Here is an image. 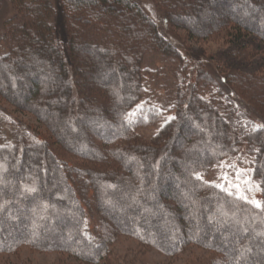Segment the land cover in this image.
Here are the masks:
<instances>
[{
  "label": "trees",
  "instance_id": "obj_1",
  "mask_svg": "<svg viewBox=\"0 0 264 264\" xmlns=\"http://www.w3.org/2000/svg\"><path fill=\"white\" fill-rule=\"evenodd\" d=\"M60 1V21L50 0L7 2L14 14L0 38V98L47 136L21 129L0 108V255L28 247L117 264L111 247L125 236L164 258L138 264H169L191 249L207 256L184 264H264V76L230 69L216 79L207 64L179 60L168 109L146 104V56L179 55L160 24L133 0ZM153 1L163 23L191 38H246L239 50L264 40V0ZM247 8H255L249 16ZM188 12L203 24L187 25ZM241 100L254 109L241 112ZM154 125L151 137L139 133ZM232 160L246 165L256 201L208 179ZM88 191L97 239L85 227Z\"/></svg>",
  "mask_w": 264,
  "mask_h": 264
},
{
  "label": "rangeland",
  "instance_id": "obj_2",
  "mask_svg": "<svg viewBox=\"0 0 264 264\" xmlns=\"http://www.w3.org/2000/svg\"><path fill=\"white\" fill-rule=\"evenodd\" d=\"M4 1H6V4L3 3L0 5V38L5 33L6 22H8V20L12 18V14H14L12 6L7 4L9 0ZM50 1L53 10L56 13L55 16H57L58 20L60 21V7L62 3L60 0ZM133 1L140 4L143 7L144 11L149 15V17L153 20L155 19V21L160 24V30H162V33L179 51V57L168 55L163 56L157 53L146 56L144 61V66L147 71L144 82L146 90V92L143 94L144 103L155 104L158 102V104L162 108L168 109V107L164 106L168 99L172 98V93L174 94V88L178 83L175 76V69L177 64L180 63L179 60H181V62L182 60L183 62H185L189 58H192L194 59L193 63L195 64L199 62L207 64L208 67H210L209 70H211V72L213 73H211L210 75L212 77H214L215 75L216 79H219L221 76H225L230 69H233L234 73L235 71H238L239 73L244 72L245 75H251L254 77L264 76V40H260L255 37L251 44L247 43L249 45L244 46V49L239 50L238 47L240 45H243L247 41L246 38H242L239 44H236L235 42L237 41L235 40H230V36L222 37L223 32L216 35L214 33L209 37L207 36L203 38H191L189 37L187 31L183 28L176 26L170 27V25L168 26L166 23H163L162 10L159 9V7L153 0ZM197 1L198 0H196L195 4L198 3ZM253 1L255 2V0ZM192 2H194V0H192ZM257 4H259V1L257 2ZM218 9L222 15L229 16L230 12L227 9L226 2L220 3L218 5ZM254 9L255 8H247V11L245 12L246 16H249L250 11H253ZM243 10H246V8H243ZM175 13H177V11ZM188 13L190 15L188 18H182L187 25L196 27L197 25L199 26L203 24L202 19H200L198 16L191 12ZM255 22L258 24L259 19L257 18ZM206 26L208 25L206 24ZM27 42L28 41H25V43ZM2 46L3 43L2 41H0V52L3 49ZM33 48L35 47L33 46ZM239 51L240 53L237 56H234ZM217 75L221 76L219 77ZM1 84L3 85V83ZM18 88L20 90H25L22 86ZM236 95L237 99H239L240 95ZM241 103H243V110H240L241 112H246V107H248L250 110L254 109V107L250 104L248 105V103H244L243 101ZM0 108L2 112L5 113V117H7V119H12L17 123H21V129H23V127L27 128V130L34 133L40 140L42 139V137L47 136L45 128L31 114L17 110L15 107L1 98ZM170 113L167 112V115H172ZM248 116H251L250 119L253 117L252 120L254 118L256 119V117L257 119L259 118L254 114H248ZM240 119L241 118H239L238 120L240 121ZM259 122L260 121H257L258 124H260ZM157 130L158 126L154 125L146 127L144 129H139V133L143 134L144 136L151 137ZM51 148L52 152L59 160L65 161L70 166H75L73 162L75 161V159L71 155L63 153L55 145L51 146ZM225 164V166H222L218 169L210 170V172L207 174L208 179H216L215 181H218L219 184L228 187V189L235 191L237 194L244 195L245 197L252 198L256 201L259 198L258 187L256 186L254 181H251L252 179L246 165L243 166L240 163L238 164V162L235 160L229 161ZM75 189H78L77 183ZM78 197L80 198L79 194ZM85 201H82V206L85 211L86 231L90 236L97 239L98 225L94 215L92 191H88L87 203ZM111 249L112 256L117 264H138L141 261L155 263V261L164 260V258L157 251L146 248L134 239L125 236L119 237L117 241L113 242ZM206 256V252L200 251L198 249H191L190 251H185L182 255H180V257L176 259H165V261H169V264H184L182 262L183 259H187L189 257H197L201 259L205 258ZM0 264L80 263L70 256L61 255L58 253L36 252L29 249L28 247H21L13 254L0 255Z\"/></svg>",
  "mask_w": 264,
  "mask_h": 264
},
{
  "label": "snow or ice",
  "instance_id": "obj_3",
  "mask_svg": "<svg viewBox=\"0 0 264 264\" xmlns=\"http://www.w3.org/2000/svg\"><path fill=\"white\" fill-rule=\"evenodd\" d=\"M225 179H226V178H225ZM256 206H257V207H261V205H260L259 202L256 203Z\"/></svg>",
  "mask_w": 264,
  "mask_h": 264
}]
</instances>
